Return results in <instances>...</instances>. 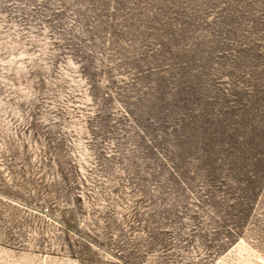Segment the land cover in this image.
<instances>
[{
    "label": "rangeland",
    "instance_id": "1",
    "mask_svg": "<svg viewBox=\"0 0 264 264\" xmlns=\"http://www.w3.org/2000/svg\"><path fill=\"white\" fill-rule=\"evenodd\" d=\"M0 264H264V0H0Z\"/></svg>",
    "mask_w": 264,
    "mask_h": 264
}]
</instances>
